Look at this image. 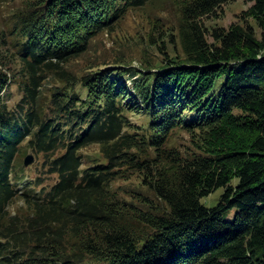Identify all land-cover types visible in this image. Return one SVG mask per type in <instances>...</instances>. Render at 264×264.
<instances>
[{
  "label": "trees",
  "instance_id": "obj_1",
  "mask_svg": "<svg viewBox=\"0 0 264 264\" xmlns=\"http://www.w3.org/2000/svg\"><path fill=\"white\" fill-rule=\"evenodd\" d=\"M150 1L23 0L0 29V264H264V0L211 28L229 0H184L155 63L70 70ZM23 149L51 183L20 176ZM132 177L124 198L113 183Z\"/></svg>",
  "mask_w": 264,
  "mask_h": 264
},
{
  "label": "rangeland",
  "instance_id": "obj_2",
  "mask_svg": "<svg viewBox=\"0 0 264 264\" xmlns=\"http://www.w3.org/2000/svg\"><path fill=\"white\" fill-rule=\"evenodd\" d=\"M184 0H151L141 8L129 10L125 16L117 23L115 29L110 32H102L93 38L89 50L81 57L70 63V70L79 74L84 70L102 68L107 63L121 62L125 65L135 67H145L149 63H155L161 59L162 54L159 51L171 52L179 45L177 38V25L180 19V6ZM23 0H1L0 2V29L13 14L22 7ZM251 2L248 0H229L222 6L215 17L204 19L203 22L207 28L214 26L228 27L233 23H239L242 20V12L246 11ZM248 21L255 23L252 19ZM259 34V29L256 27ZM47 87L50 83L46 84ZM8 106H12L20 98V92L16 85L9 87ZM130 121L138 128L146 125V116L141 113H130ZM173 142L184 149L190 144L189 136L181 133L173 138ZM89 156H98L97 147L90 146L82 150ZM32 155L33 161L25 166L24 158ZM42 156L37 155L30 149H23L16 158L17 171L24 179H34L36 175L41 176L43 185L51 183L55 176H49L42 172ZM113 187H119L122 197L128 198L134 188L142 190L138 185L136 177L128 179H118L113 183ZM139 187V188H138ZM22 188V186H21ZM224 188L220 187L201 199L202 203L208 207L214 206ZM135 195V193H134ZM23 200L16 198L9 206L11 213L23 211ZM235 210L226 213L225 217L231 219Z\"/></svg>",
  "mask_w": 264,
  "mask_h": 264
},
{
  "label": "water",
  "instance_id": "obj_3",
  "mask_svg": "<svg viewBox=\"0 0 264 264\" xmlns=\"http://www.w3.org/2000/svg\"><path fill=\"white\" fill-rule=\"evenodd\" d=\"M32 161H33V157H32V155H27V156L24 158L23 164H24L25 166H27V165L31 164Z\"/></svg>",
  "mask_w": 264,
  "mask_h": 264
}]
</instances>
